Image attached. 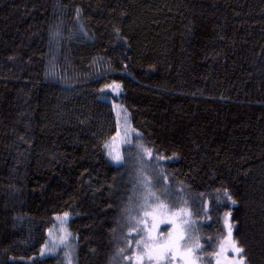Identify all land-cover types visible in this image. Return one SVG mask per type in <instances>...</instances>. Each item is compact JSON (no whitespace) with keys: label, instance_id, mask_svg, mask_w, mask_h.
<instances>
[{"label":"trees","instance_id":"trees-1","mask_svg":"<svg viewBox=\"0 0 264 264\" xmlns=\"http://www.w3.org/2000/svg\"><path fill=\"white\" fill-rule=\"evenodd\" d=\"M112 100L170 180L206 193L202 242L231 211L264 264V0H0V264H61L39 249L65 211L74 264H112L130 194L103 148ZM224 188L236 204L207 195Z\"/></svg>","mask_w":264,"mask_h":264},{"label":"snow or ice","instance_id":"snow-or-ice-1","mask_svg":"<svg viewBox=\"0 0 264 264\" xmlns=\"http://www.w3.org/2000/svg\"><path fill=\"white\" fill-rule=\"evenodd\" d=\"M76 13L78 19V8ZM79 32L84 37L88 35L82 25ZM61 35L54 26L50 30V43H59ZM104 88L111 89L118 96L121 85L113 81ZM102 99L109 97L104 95ZM112 107L113 110L121 109L123 127L118 112L115 135L103 144V148L109 161L118 169H124L119 174H127L126 183L130 185V194L120 209L123 223L117 221L122 230L126 229L118 237L123 246L115 248L112 264H213V261L214 264H248L245 248L233 235L231 211L223 214L222 230L207 237L205 243L212 250H206L199 227L201 218L211 219L208 201L204 199L206 193L193 196L183 181L174 177L170 180L163 167V162L169 158L145 143L142 134L130 125L127 110L122 105L114 102ZM118 145L127 146L126 155ZM207 195L214 196L217 206L226 202L236 204L227 188L214 189ZM68 218L67 211L55 217L60 225L59 231L54 234L53 229H48V239L39 249L40 256H55L62 252L61 264H71L75 237L66 228ZM112 232L115 233L116 229L113 228ZM28 259L36 264L33 257Z\"/></svg>","mask_w":264,"mask_h":264},{"label":"rangeland","instance_id":"rangeland-1","mask_svg":"<svg viewBox=\"0 0 264 264\" xmlns=\"http://www.w3.org/2000/svg\"><path fill=\"white\" fill-rule=\"evenodd\" d=\"M108 92H111V93H113L112 91H111V89H108L107 90ZM108 92H106V93H108ZM113 94H115V93H113ZM113 100H112V105H113ZM117 105H119L118 103H116ZM118 112H120L121 113V115H120V117H119V119H120V121H121V128L123 127V113L121 112V109L118 107L117 109H115V114H116V119L118 120V116H117V113ZM128 115V114H127ZM128 120H129V117H128ZM129 123H130V120H129ZM131 125V124H130ZM118 147L120 148V151L122 152V154H124V152L126 151V149H127V146L126 145H118ZM69 220H70V216H69V218H68V222H69ZM68 222H67V225H66V228L68 229V231H70V229H69V226H68ZM59 228H60V225H59V222L55 219V225H54V227H53V231H54V234L56 233V232H58L59 231ZM222 228H223V224H222ZM122 231H126V229H124V230H122V229H120V235L122 234ZM71 232V231H70ZM119 235V236H120ZM118 236V237H119ZM75 240V239H74ZM74 240L72 241L73 242V244H74ZM207 240V239H206ZM201 242H202V240H201ZM206 242V241H205ZM203 243V242H202ZM205 244V248H206V250L207 251H211L212 249L211 248H209L208 246H207V244L206 243H204ZM117 246H123V242L121 241V240H119L118 239V243H117ZM116 246V247H117ZM57 255H63L62 254V252H58V254ZM229 255H231V253H229ZM47 256H53V255H46V256H44V257H47ZM56 256V255H55ZM74 256H75V252L72 254V260H71V264H74ZM213 264H214V261H213Z\"/></svg>","mask_w":264,"mask_h":264}]
</instances>
